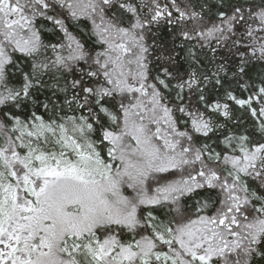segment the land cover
<instances>
[{
  "label": "snow or ice",
  "instance_id": "6c2138e0",
  "mask_svg": "<svg viewBox=\"0 0 264 264\" xmlns=\"http://www.w3.org/2000/svg\"><path fill=\"white\" fill-rule=\"evenodd\" d=\"M0 264H264V0H0Z\"/></svg>",
  "mask_w": 264,
  "mask_h": 264
}]
</instances>
